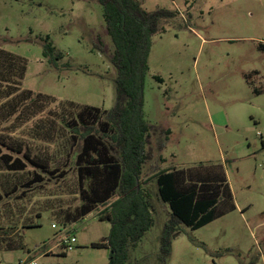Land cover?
Masks as SVG:
<instances>
[{"label": "rangeland", "instance_id": "1", "mask_svg": "<svg viewBox=\"0 0 264 264\" xmlns=\"http://www.w3.org/2000/svg\"><path fill=\"white\" fill-rule=\"evenodd\" d=\"M136 1L147 12L178 14L159 21L151 38L142 180L153 223L128 247L126 264H161L159 238L170 214L154 176L211 166L223 169L236 208L196 231L178 225L164 264H264V51L257 47L264 46V0ZM45 45L51 47L47 58ZM0 50L25 62L22 90L103 110L115 103L113 45L95 0H0ZM0 134L3 153L15 157L9 149H21L49 169L68 171L64 180L48 179L19 199L35 168L9 173L0 163V191L19 189L0 204V224H37L18 226L11 241L17 248L5 250L7 241H0V264H107L108 251L91 247L110 232V224L98 220L103 207L66 225L53 216L79 205L67 156L71 141L48 145L22 130ZM70 238L74 248L67 251L62 239Z\"/></svg>", "mask_w": 264, "mask_h": 264}, {"label": "trees", "instance_id": "2", "mask_svg": "<svg viewBox=\"0 0 264 264\" xmlns=\"http://www.w3.org/2000/svg\"><path fill=\"white\" fill-rule=\"evenodd\" d=\"M95 1L102 7L105 29L113 45L110 59L115 70L113 107L103 110L59 102L47 95L22 90L25 62L0 50V132L22 130L29 140L48 145L71 141L73 149H68L67 156L73 157L71 167L76 176L79 205L71 210L61 209L53 216L66 225L103 207L98 220L108 222L110 232L91 247L108 251L107 264H126L128 247H134L153 223L151 194L145 187L148 182L142 180L150 133L143 113V93L151 38L159 21L172 19L178 13L147 12L136 0ZM257 47L264 51L263 45ZM50 51L51 47L45 45L43 56L47 58ZM9 150L18 156L0 149L3 170L24 172L27 164L35 168L22 185L19 199H24L35 187L45 186L48 179L59 181L68 175V171L59 167L49 169L46 163L22 153L21 149ZM154 180L158 198L170 214L159 238L161 264L169 256L171 242L179 233L178 225L196 231L235 210L225 173L217 166L161 170ZM18 191L15 185L9 191H0V204ZM9 223L13 225L0 224V241H7L2 246L5 250L19 247L11 243L19 233V225L22 228L37 225L32 219Z\"/></svg>", "mask_w": 264, "mask_h": 264}, {"label": "built area", "instance_id": "3", "mask_svg": "<svg viewBox=\"0 0 264 264\" xmlns=\"http://www.w3.org/2000/svg\"><path fill=\"white\" fill-rule=\"evenodd\" d=\"M52 228H54V225H52ZM75 243V239L74 238H70L68 240V242L64 239H62V244L65 246L67 251H72L73 250V244Z\"/></svg>", "mask_w": 264, "mask_h": 264}, {"label": "crops", "instance_id": "4", "mask_svg": "<svg viewBox=\"0 0 264 264\" xmlns=\"http://www.w3.org/2000/svg\"><path fill=\"white\" fill-rule=\"evenodd\" d=\"M146 186V185H145ZM144 187V186H143ZM165 208V207H164ZM236 208V207H235Z\"/></svg>", "mask_w": 264, "mask_h": 264}]
</instances>
